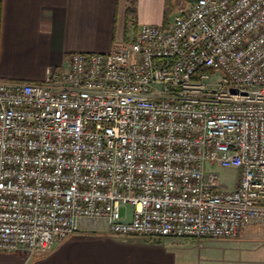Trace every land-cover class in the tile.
<instances>
[{
  "label": "built area",
  "instance_id": "2783aa9c",
  "mask_svg": "<svg viewBox=\"0 0 264 264\" xmlns=\"http://www.w3.org/2000/svg\"><path fill=\"white\" fill-rule=\"evenodd\" d=\"M83 218L159 239L264 223V0H190L42 82L0 79V252H50Z\"/></svg>",
  "mask_w": 264,
  "mask_h": 264
},
{
  "label": "crops",
  "instance_id": "0c3cea01",
  "mask_svg": "<svg viewBox=\"0 0 264 264\" xmlns=\"http://www.w3.org/2000/svg\"><path fill=\"white\" fill-rule=\"evenodd\" d=\"M189 2L172 0L173 8L166 21L167 0H136V17L129 21V0H0V79L42 82L49 69L59 73L65 71L71 53L108 52L116 43L130 42L142 24L168 26L179 13L180 7ZM255 224L250 226L258 227L261 223ZM256 231H253L254 235ZM241 234L244 239L253 235L246 230ZM166 239L173 243L201 240L192 237ZM165 241L161 247L142 250V254L131 264H178L173 253L174 245L166 247ZM199 245L203 244L200 242ZM58 262L60 260L56 255L32 256L27 259L0 255V264ZM240 263L264 264V249L260 254L245 258ZM179 264L213 263L200 256L191 262L180 261Z\"/></svg>",
  "mask_w": 264,
  "mask_h": 264
},
{
  "label": "rangeland",
  "instance_id": "374dc122",
  "mask_svg": "<svg viewBox=\"0 0 264 264\" xmlns=\"http://www.w3.org/2000/svg\"><path fill=\"white\" fill-rule=\"evenodd\" d=\"M210 170L219 173L222 180L229 188H233L238 176L235 169H225L215 165ZM133 211L131 205L121 208V215H129ZM264 223L258 227L247 226L244 228L250 237L236 239H202L189 241H173L145 236L125 237L112 235L107 232V225L103 220L83 218L79 221V230L69 239L58 242L47 253L29 255L25 252H0V255L23 257L24 259L36 256L56 255L58 264H131L148 247H171L174 245V255L178 261L194 260L198 257L210 259L213 264H241L245 258L256 256L264 249ZM254 225V224H253ZM257 225V224H255ZM243 230V231H244ZM256 231L254 235L253 231ZM230 240V241H228ZM233 240V241H231ZM236 240H241L236 242ZM200 242L203 244L200 246ZM260 249H256L255 248Z\"/></svg>",
  "mask_w": 264,
  "mask_h": 264
},
{
  "label": "trees",
  "instance_id": "16d2710c",
  "mask_svg": "<svg viewBox=\"0 0 264 264\" xmlns=\"http://www.w3.org/2000/svg\"><path fill=\"white\" fill-rule=\"evenodd\" d=\"M172 8H173L172 0H167V5L165 9V20L166 21L169 18ZM135 17H136V0H129L128 6H127V18L129 21L130 20L132 21L135 19Z\"/></svg>",
  "mask_w": 264,
  "mask_h": 264
}]
</instances>
